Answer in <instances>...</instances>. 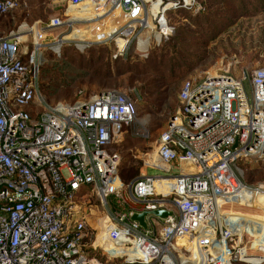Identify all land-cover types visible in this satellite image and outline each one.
I'll return each mask as SVG.
<instances>
[{
    "label": "built area",
    "instance_id": "1",
    "mask_svg": "<svg viewBox=\"0 0 264 264\" xmlns=\"http://www.w3.org/2000/svg\"><path fill=\"white\" fill-rule=\"evenodd\" d=\"M91 1L102 13L118 2L126 10L127 24L108 35L126 40L123 48L116 43L115 57L132 44L136 30L150 27L146 6L152 0L68 4ZM18 6L20 0H0V16ZM165 11L154 20L159 35L168 37L174 27ZM65 23L56 16L40 29ZM30 32V43L19 33H0V264H232L254 257L244 235L256 238L251 229L259 223L232 221L221 210L246 200L244 190L264 194V187L254 191L239 178L241 160L264 159V67L242 79L228 72L186 79L178 110L143 158L164 175L139 174L126 181L114 146L138 123L137 97L110 88L90 98L48 102L41 69L48 45L35 28ZM133 134L150 137L146 128ZM175 165L179 170L172 174ZM122 183L143 204L140 211L164 208L173 215H149V231L130 220L133 211L113 212L108 197L116 195L122 205ZM98 206L105 209L99 221L107 224L105 244L91 222ZM99 249L125 258L106 262L97 258Z\"/></svg>",
    "mask_w": 264,
    "mask_h": 264
},
{
    "label": "rangeland",
    "instance_id": "2",
    "mask_svg": "<svg viewBox=\"0 0 264 264\" xmlns=\"http://www.w3.org/2000/svg\"><path fill=\"white\" fill-rule=\"evenodd\" d=\"M175 1L187 6L174 7ZM118 3L102 13L96 1L73 7L69 6L68 0H20V6L5 14L0 29H6L11 24L9 19L14 18L12 28L15 34L19 32L18 36L30 43L33 34L30 30L35 28L39 32V39L48 45L44 50L41 66L42 83L48 102H72L79 96L90 98L101 90L110 88H117L137 97L138 123L122 136L119 146H114L121 152V175L128 181L138 174V166H141L140 173L143 176L163 173L154 166L144 164L143 151L151 150L157 145L159 136L178 110L179 92L186 79L203 80L220 72H228L236 79H242L246 74H252L256 68L264 67V10H252L247 16H227L225 10L222 13L216 12L222 7L214 0H196V6L192 0H152L146 6L150 27L144 30L138 28L132 44L123 55L115 57L118 46L123 48L126 40L120 36H115V40L108 39V35H112L116 28L124 27L128 22L125 8ZM65 4L70 7L69 10L64 7ZM159 6L160 9H154ZM206 7L210 14L205 12L207 15H199V11ZM163 9L166 10L168 24L174 27L168 37L159 35L160 27L154 20V15ZM211 12L216 13L211 15ZM190 15L200 16L203 25L208 19L211 24H206L202 31L191 24ZM56 16H63L68 23L56 29H40ZM222 20L230 21L227 26H221V32L216 39L210 40V32L216 30ZM116 37L122 39V45L115 42ZM60 39H65V42H57ZM245 85L250 89L249 78L245 79ZM144 128L150 131L149 138L133 134L143 132ZM240 166L241 181L254 191L262 190L264 159H244L240 161ZM177 171L178 167L173 166L172 174ZM121 187L124 206L121 207V199L113 194L108 197L109 208L113 212L141 210L143 204L132 199L124 183ZM85 190L92 193L89 187ZM257 192L259 193L249 192L248 201L243 199L224 205L223 210L236 211L241 217L250 214L254 220L248 218V222L259 223L264 218V194ZM255 205L257 207H253ZM95 212L91 222L93 227L101 230L99 240L105 244L107 233L104 232V225L107 224L102 226L99 223L105 209L98 206ZM259 227L260 223L254 229L258 230ZM244 245L250 249L249 254L254 256L248 262H264L263 240L245 233ZM110 246L113 247L112 250H118L115 246ZM95 253L98 259L106 262L125 258L112 256L101 249Z\"/></svg>",
    "mask_w": 264,
    "mask_h": 264
},
{
    "label": "trees",
    "instance_id": "3",
    "mask_svg": "<svg viewBox=\"0 0 264 264\" xmlns=\"http://www.w3.org/2000/svg\"><path fill=\"white\" fill-rule=\"evenodd\" d=\"M214 1L218 2L221 5L222 9L224 7L223 10L219 9V11H216V12L217 13H220V12L222 13L225 10L227 16L230 15V14H233V15L240 14V16H247V15L250 14V12L252 10H257V9L264 10V0H214ZM229 6H233V7L229 8ZM208 10H209L208 7L203 8L202 10L199 11L198 14L199 15H201V14L207 15V13H205V12H208ZM215 13L211 12V15H215ZM4 16L5 15L0 16V24H2V20H3ZM13 20H14V18L9 19V22L11 24H8L6 29H4V28H3L4 30L0 29V33L1 34L7 32V31H11V30L14 29V28H12L13 25H14V21ZM189 21L191 22L192 25H195V26L199 27L200 29H202V31L205 29L204 26L206 24H211L210 20L208 19V20H206L207 23H204V25H203L202 19L200 18V16H197V15H195V16L190 15ZM229 21L230 20H227V21L222 20L220 22V25L218 24L219 26L216 27V30L214 29V31H212V33L210 32V38L209 39L210 40L216 39L217 36L219 35V33L221 32V26L222 27L227 26V22H229ZM12 23H13V25H12ZM4 25L6 26L5 21H4ZM175 47H176V45L174 46V48ZM113 51H114V49H113ZM140 168H141V166H138L136 170L139 171ZM121 178L124 179L123 175H121ZM239 263L240 264L241 263L242 264H253L251 262H248L247 260H245V261L244 260H239V261H233L232 262V264H239ZM258 264H264V262H261V263H258Z\"/></svg>",
    "mask_w": 264,
    "mask_h": 264
},
{
    "label": "water",
    "instance_id": "4",
    "mask_svg": "<svg viewBox=\"0 0 264 264\" xmlns=\"http://www.w3.org/2000/svg\"><path fill=\"white\" fill-rule=\"evenodd\" d=\"M236 146H237V143H236L235 147ZM149 215H155V216L159 217L160 219H165L167 216L173 215V212L166 210L164 208H159V209H156L153 211H147V210H145V211H133V212H131L130 220L138 223L144 230L151 231L150 226L147 222V218ZM248 260H250V259H248Z\"/></svg>",
    "mask_w": 264,
    "mask_h": 264
},
{
    "label": "bare ground",
    "instance_id": "5",
    "mask_svg": "<svg viewBox=\"0 0 264 264\" xmlns=\"http://www.w3.org/2000/svg\"><path fill=\"white\" fill-rule=\"evenodd\" d=\"M160 4H161V2H160ZM154 9H156V10H158V9H160V6L159 7H154ZM167 9V8H166ZM156 15V14H155ZM148 24H150L149 22H148ZM63 42L65 41V39L64 40H62ZM62 41H59L60 43L62 42ZM116 42H120V45H122V39H120V38H118V37H116ZM57 44V43H56ZM245 191V190H244ZM244 191L243 192H241V194L242 195H244V196H246V198L247 199H249V192H246L245 191V193H244ZM221 210V209H220ZM219 210V211H220ZM222 212H223V214H225V215H227L228 216V218H230L232 221H236V220H238L239 218H242L239 214H238V212H236V211H227V210H221ZM220 211V212H221ZM247 220V219H246ZM260 235H259V237H257V239H260V240H263L264 241V218L262 217L261 219H260ZM101 242V241H100ZM104 244V243H103ZM104 247H106L107 248V246H105V245H103ZM113 249V248H112Z\"/></svg>",
    "mask_w": 264,
    "mask_h": 264
},
{
    "label": "crops",
    "instance_id": "6",
    "mask_svg": "<svg viewBox=\"0 0 264 264\" xmlns=\"http://www.w3.org/2000/svg\"><path fill=\"white\" fill-rule=\"evenodd\" d=\"M64 7L67 8L68 10L70 9V7H69V6H66V4L64 5ZM66 14H67V11H66ZM66 14H65V15H66ZM65 15H63V16H65ZM12 32L14 33L15 31H14V30H11L9 33H6V35H8V34H10V33H12ZM18 33H19V32H18ZM57 34H58V33H57ZM145 152H146V151L144 150V151H143V154H145ZM175 166H177V167H178V170H179V166H178V165H175ZM140 172H141V168H140V170L138 171V174H137V175L141 174ZM162 172H163V171H162ZM177 172H178V171H177ZM158 175H164V172H163V173H160V174H156L155 176H158ZM124 204H125V203H123L121 207H123ZM129 211H140V210H134V209H132V210H129ZM241 213H242V212H241ZM242 214H244V213H242ZM242 218L245 219V221H247V222L249 221V219L254 220V219L252 218V215H250V214L247 215V216H244V217H242ZM248 218H249V219H248ZM246 219H247V220H246ZM252 220H251V221H252ZM259 223H260V222H259ZM260 224H261V223H260ZM251 231L255 234L256 237H259V235H260V227H259L258 230H256V229H251Z\"/></svg>",
    "mask_w": 264,
    "mask_h": 264
}]
</instances>
